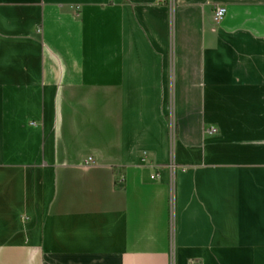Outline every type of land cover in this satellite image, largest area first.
<instances>
[{
  "label": "crops",
  "instance_id": "crops-1",
  "mask_svg": "<svg viewBox=\"0 0 264 264\" xmlns=\"http://www.w3.org/2000/svg\"><path fill=\"white\" fill-rule=\"evenodd\" d=\"M0 264H264V0H0Z\"/></svg>",
  "mask_w": 264,
  "mask_h": 264
},
{
  "label": "built area",
  "instance_id": "built-area-1",
  "mask_svg": "<svg viewBox=\"0 0 264 264\" xmlns=\"http://www.w3.org/2000/svg\"><path fill=\"white\" fill-rule=\"evenodd\" d=\"M156 1H161V0H156ZM225 12L226 10L223 5L220 4L215 5L213 9L214 22L218 24L223 19ZM210 132H215V129H211Z\"/></svg>",
  "mask_w": 264,
  "mask_h": 264
}]
</instances>
